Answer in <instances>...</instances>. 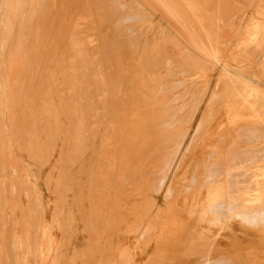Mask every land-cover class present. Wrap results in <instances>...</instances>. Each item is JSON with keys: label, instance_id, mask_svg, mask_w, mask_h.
<instances>
[{"label": "rangeland", "instance_id": "rangeland-1", "mask_svg": "<svg viewBox=\"0 0 264 264\" xmlns=\"http://www.w3.org/2000/svg\"><path fill=\"white\" fill-rule=\"evenodd\" d=\"M46 1L0 0V264H233L221 226L264 229V0Z\"/></svg>", "mask_w": 264, "mask_h": 264}, {"label": "bare ground", "instance_id": "bare-ground-1", "mask_svg": "<svg viewBox=\"0 0 264 264\" xmlns=\"http://www.w3.org/2000/svg\"><path fill=\"white\" fill-rule=\"evenodd\" d=\"M56 1V0H55ZM54 0H47L46 2H44L43 3V5H42V14L44 13V14H51V13H55V12H57V11H55V9L54 8H56V9H58V7H59V5H60V0H58V2H57V4H58V6L56 7L55 5H56V2H55ZM137 2H138V0H136ZM136 2V3H137ZM85 3V5H87L86 4V2H84ZM126 3V2H125ZM142 3V2H141ZM131 5H135V4H133V2H132V4ZM131 5H129V6H131ZM144 5V4H143ZM55 6V7H54ZM129 6H127V7H129ZM143 7V6H142ZM146 7V6H145ZM148 9V8H147ZM139 10V9H138ZM150 11V10H149ZM205 11V10H204ZM151 12V11H150ZM26 13H28V12H26ZM87 13V12H86ZM106 14V13H105ZM143 14V13H142ZM153 14H154V12H153ZM146 15V14H145ZM47 17V16H46ZM99 18L98 19H100V20H102L101 19V17L100 16H98ZM152 17V16H151ZM104 18H105V16H104ZM153 18V17H152ZM106 19V18H105ZM107 20V19H106ZM141 20V19H140ZM49 21H51V20H49ZM98 21V20H97ZM104 21V20H103ZM142 21V20H141ZM164 21V20H163ZM92 22H94V21H92ZM96 22V21H95ZM136 22V21H135ZM56 23V22H55ZM103 24H104V22H102ZM116 23V22H115ZM137 24V23H136ZM105 25V24H104ZM100 26H102V24L100 25ZM105 27V26H104ZM103 27V28H104ZM34 34V33H33ZM101 36V35H100ZM103 37V36H102ZM151 39V38H150ZM181 39V38H180ZM200 39H202V38H200ZM142 41V40H141ZM150 41V40H149ZM33 43V42H32ZM113 45H114V42H113ZM110 46V45H109ZM115 46V45H114ZM117 46V45H116ZM187 46L191 49V52H192V54H196L197 53V55L199 56V54H201V53H203V54H206V55H209V56H212V55H214V54H216L217 52H219V49L217 48V46L215 45V44H211V43H208V42H206V41H204V40H201V41H193V42H189V43H187ZM186 46V47H187ZM228 47V46H227ZM176 48H178V47H176ZM182 49V48H181ZM181 49H180V51H181ZM1 51V50H0ZM222 52V51H221ZM114 53H115V51H114ZM185 53V52H184ZM167 54L168 55H170V57H174L175 55L177 56V55H179V53L176 51V50H172V49H170V50H168L167 51ZM172 54H174V55H172ZM188 55H190L189 53H188ZM205 55V56H206ZM220 55V54H219ZM114 56V55H113ZM122 57H123V55H121ZM191 56V55H190ZM198 56H196V57H198ZM202 56V55H201ZM135 57V56H134ZM203 57V56H202ZM114 58V57H113ZM116 58V57H115ZM124 58V57H123ZM169 58V57H168ZM206 59V58H205ZM115 60H117V59H115ZM145 60V59H144ZM126 61V60H125ZM140 61V60H139ZM164 61V60H163ZM114 62H116V61H114ZM122 61H120V63H121ZM211 62V61H210ZM144 65V64H143ZM225 65V64H224ZM142 66V65H141ZM153 66V65H152ZM162 66V65H161ZM115 67H116V65H115ZM157 67V66H156ZM43 68V67H42ZM42 68H41V70H42ZM143 68V67H142ZM118 69H119V67H118ZM128 69V68H127ZM2 71H3V63H2V54L0 53V74L2 73ZM138 73V72H137ZM149 74H151L152 75V73H149ZM120 77V76H119ZM165 77V76H164ZM122 78V77H121ZM132 78V77H131ZM140 79V78H139ZM158 79V78H157ZM133 80V79H132ZM130 81V80H129ZM152 82V81H151ZM151 85V84H150ZM149 85V86H150ZM142 88V87H141ZM148 88V87H147ZM144 94H145V92H144ZM163 94V93H162ZM146 95V94H145ZM184 95V94H183ZM147 96H149V95H147ZM242 97H244V96H242ZM245 97H247V96H245ZM244 97V98H245ZM147 98V97H146ZM150 98V97H149ZM182 98H183V96H182ZM244 98H242V99H244ZM97 99V98H96ZM246 99V98H245ZM110 100V99H109ZM143 100H144V98H143ZM149 100V99H148ZM108 101V100H107ZM96 102H99V101H95V103ZM145 102V101H144ZM151 102V101H150ZM229 102V101H228ZM240 102H241V100H240ZM149 103V102H148ZM186 103V102H185ZM238 103V102H237ZM145 104H146V102H145ZM168 104V103H167ZM188 104H189V102H188ZM227 104V103H226ZM142 105V104H141ZM157 105V104H156ZM236 104H234L233 106H235ZM245 106V109L246 110H249L250 108H251V106L252 105H250V104H246V105H244ZM141 107H143V106H141ZM144 107H146L147 108V106L145 105ZM149 107V106H148ZM231 108V107H230ZM160 109V108H159ZM162 109V108H161ZM166 109H167V107H166ZM171 109V108H170ZM152 110H154V109H152ZM231 110H237V107H233ZM224 112V111H223ZM236 112V111H235ZM235 112H233L231 115H227L226 114V116H228L227 117V120H230V124L229 125H227V123L225 124L226 126H221V125H219V126H217V127H215L214 129H212L210 132H209V134H207L206 136H216V135H229V136H231L232 134L234 135L235 133H236V131H237V129H235V124H234V116H235ZM144 113H147V111L146 112H144ZM144 113H142V114H144ZM229 113V112H228ZM239 113H240V110H239ZM99 114V113H98ZM97 114V115H98ZM127 115H129V117L131 118V120L133 121V119H138V120H140L141 119V115H139V114H134V112H131L130 111V113L129 114H127ZM144 116V115H143ZM142 116V117H143ZM225 116V115H224ZM225 116V117H226ZM98 117V116H97ZM145 117V116H144ZM229 117H230V119H229ZM146 118V117H145ZM153 118V117H152ZM156 118V117H155ZM144 119V118H143ZM151 119V118H150ZM149 119V120H150ZM225 119V118H224ZM148 120V121H149ZM154 120V119H153ZM226 120V121H227ZM155 121V120H154ZM161 121V120H160ZM223 121V120H222ZM201 122H203V121H201ZM131 123V122H130ZM219 123V122H218ZM222 123V122H221ZM171 124V123H170ZM201 124H203V123H201ZM220 124V123H219ZM134 125V124H133ZM137 125V124H136ZM147 125V124H146ZM145 125V126H146ZM250 125H252V124H250ZM250 125H248V126H250ZM139 126H141V124L139 125ZM133 127V126H132ZM150 127V126H149ZM225 127H227V128H225ZM170 128V127H169ZM242 128V127H241ZM245 128V127H244ZM133 129V128H132ZM141 130V132H142V137L143 138H146V136L144 135V133L146 132V131H144V129L143 128H138V130ZM148 130V129H147ZM151 130V129H150ZM157 130H158V128H157ZM135 131V130H134ZM167 131V130H166ZM140 131H138L137 133H139ZM130 133H132V130H130ZM136 133V132H135ZM168 133V132H167ZM189 133V132H188ZM133 134V133H132ZM160 134V133H159ZM138 135V134H137ZM188 135V134H187ZM134 137H135V134L133 135ZM145 136V137H144ZM160 136V135H159ZM137 137V136H136ZM195 137V136H194ZM212 144V143H211ZM205 147H208V148H211V147H209V145L208 144H203L202 146H201V151L200 152H203L204 154H206V153H208V151H209V149H207L206 150V148ZM211 153V152H210ZM209 154V153H208ZM184 161V160H183ZM182 163V162H181ZM195 163V162H194ZM192 164V163H191ZM179 165V164H178ZM181 166V165H180ZM187 166L185 165V166H183V167H181V170H180V174H179V177H178V179H177V182H180L181 181V179L185 176H187L188 175V173H189V171L191 172V168L190 169H188V168H186ZM193 167H195V166H193ZM179 169V168H178ZM207 186V185H206ZM204 189H206V194L207 193H210V195L208 196V199H211V197H212V195H213V189H214V186L213 185H210V186H208V187H204ZM181 198H184L182 195H179L178 194V198H177V200L178 199H181ZM196 198H197V196H196ZM199 198V197H198ZM185 202V201H184ZM178 206H180V205H178ZM195 206H196V204H195ZM231 206V205H230ZM189 207V206H188ZM201 208V207H200ZM231 208V207H230ZM181 210H183L182 211V213H184V212H186L188 215H189V218H190V216H192L193 215V212H191L190 210H188V208H180ZM189 211V212H188ZM182 213H181V211H180V213L178 214V216L180 215V220H179V222H178V225L173 229V230H170L169 232H167L166 234L167 235H171L170 236V238H173V239H175L176 237L178 238L179 237V235L181 236L182 235V237H184L183 236V233L182 232H184V229L187 227V220L186 219H188V216L187 217H184V216H186V213H185V215L184 216H181L182 215ZM229 221V220H228ZM231 221V220H230ZM250 221V220H249ZM250 223H252V222H250ZM253 225V224H252ZM240 227L241 226H239L238 228L240 229ZM191 228H194V227H192L191 226ZM197 228V227H196ZM242 228V227H241ZM228 229V228H227ZM226 229V230H227ZM232 229V228H231ZM193 230V229H192ZM222 230V229H221ZM224 230V229H223ZM228 230H230V229H228ZM192 232V231H191ZM189 233V232H188ZM210 233V232H209ZM235 234V233H234ZM213 235V234H212ZM214 236V235H213ZM168 236H166L165 238L166 239H168L167 238ZM217 237V236H216ZM239 237V236H238ZM181 238V237H180ZM180 238H178V239H180ZM215 238V237H214ZM187 239V238H186ZM170 240V239H169ZM241 239H229V241H230V248L228 249V250H226L227 251V254H225V255H223L222 254V256L219 258V257H217L218 259H221V258H226V259H228L230 262H233V264H242V263H244V264H264V243L261 245L262 247H261V249H258V248H256V246H254L253 244H251V243H249L248 241H246L245 243H243V242H241L240 241ZM172 241V240H171ZM245 241V240H244ZM170 241H168V243H169ZM173 242H174V240H173ZM172 242V243H173ZM251 242V241H250ZM256 242H258L257 240H256ZM160 243V245H163L164 244V246L167 244V242H166V240L164 241V242H159ZM213 245H215V242H213ZM159 247V246H158ZM216 248V247H215ZM214 249V248H213ZM212 249V250H213ZM166 250V249H165ZM225 250V249H224ZM217 256H218V254H217ZM225 260V259H224ZM73 263H74V260L72 261ZM150 262V261H149ZM147 263V264H150V263Z\"/></svg>", "mask_w": 264, "mask_h": 264}, {"label": "crops", "instance_id": "crops-1", "mask_svg": "<svg viewBox=\"0 0 264 264\" xmlns=\"http://www.w3.org/2000/svg\"><path fill=\"white\" fill-rule=\"evenodd\" d=\"M225 123H227V122H223V124H222V126H224L225 125ZM215 190H219V189H215ZM216 196L218 197V191H216ZM214 196L215 195H213L212 197H211V199L209 200L207 197H206V200H205V198H200L199 197V200H200V202L199 203H196V206L199 208V209H201L200 210V214L203 216V215H207V213H208V211H210V210H208L207 209V211H206V206H208V205H210L209 204V202L207 201V200H209L210 201V203L213 201V199H214ZM198 198V197H197ZM213 198V199H212ZM196 199V198H195ZM203 200L205 201V202H203ZM215 200V199H214ZM227 206V205H226ZM201 207V208H200ZM208 207H210V206H208ZM225 207V206H224ZM227 207H230V206H227ZM182 208H188V206H182ZM229 209V208H228ZM234 218V217H233ZM203 219H207L206 217H204L203 216ZM239 220V219H238ZM239 222H240V220H239ZM251 221H249V223H250ZM230 229L231 231H232V233H235V234H233L232 236H231V238L230 239H248V240H252L251 241V243L254 245L255 243H256V241L254 240V239H257V240H264V229H257V230H255V229H253V228H251V227H247V231H245V232H241L239 229L236 231V228L234 227V226H228L227 224H224V225H222L221 226V228L220 229H224L223 231H225L226 229ZM232 228V229H231ZM227 229V230H228ZM211 233L212 231H211V229L209 228V229H207V233ZM204 235V234H203ZM219 236H221V234L219 233ZM219 236L217 237V238H219ZM239 236V237H238ZM226 238V237H225ZM252 238V239H251Z\"/></svg>", "mask_w": 264, "mask_h": 264}]
</instances>
